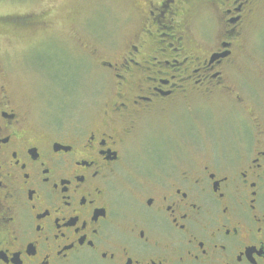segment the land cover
<instances>
[{
  "label": "flooded vegetation",
  "instance_id": "obj_1",
  "mask_svg": "<svg viewBox=\"0 0 264 264\" xmlns=\"http://www.w3.org/2000/svg\"><path fill=\"white\" fill-rule=\"evenodd\" d=\"M263 1L121 0L123 43L80 42L90 120L34 122L6 63L0 264H264V71L238 66Z\"/></svg>",
  "mask_w": 264,
  "mask_h": 264
},
{
  "label": "rangeland",
  "instance_id": "obj_2",
  "mask_svg": "<svg viewBox=\"0 0 264 264\" xmlns=\"http://www.w3.org/2000/svg\"><path fill=\"white\" fill-rule=\"evenodd\" d=\"M130 7L121 0H0V80L8 71L6 63L13 62L16 71L8 73L34 122L94 118L106 80L93 61L84 70L78 65L84 51L80 42L121 45L133 28L126 23ZM12 19L33 26L7 27ZM199 30L214 35L218 27L206 23ZM244 51L238 65L243 84L264 71V1L247 31ZM205 108L216 112V125L230 114L218 103Z\"/></svg>",
  "mask_w": 264,
  "mask_h": 264
}]
</instances>
